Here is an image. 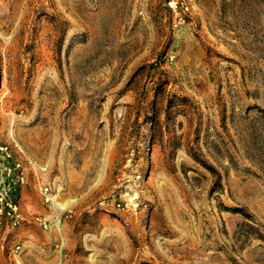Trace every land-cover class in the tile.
<instances>
[{
    "label": "rangeland",
    "instance_id": "obj_1",
    "mask_svg": "<svg viewBox=\"0 0 264 264\" xmlns=\"http://www.w3.org/2000/svg\"><path fill=\"white\" fill-rule=\"evenodd\" d=\"M0 145V264H264V0H0Z\"/></svg>",
    "mask_w": 264,
    "mask_h": 264
},
{
    "label": "built area",
    "instance_id": "obj_2",
    "mask_svg": "<svg viewBox=\"0 0 264 264\" xmlns=\"http://www.w3.org/2000/svg\"><path fill=\"white\" fill-rule=\"evenodd\" d=\"M5 145H0V153L5 152ZM6 155V154H5ZM0 158V229L5 227H15L20 223V210H19V191L16 187L10 188L8 181L5 179V172L10 174L12 172L13 183L20 184L23 181L22 171L20 163L18 161L13 162L12 165L7 164ZM39 190L43 196V200L55 207L57 213L48 216L37 217L38 224L47 229L51 225L56 229L60 225L59 214L63 210L62 205H60L55 196L52 194L49 183H40Z\"/></svg>",
    "mask_w": 264,
    "mask_h": 264
}]
</instances>
